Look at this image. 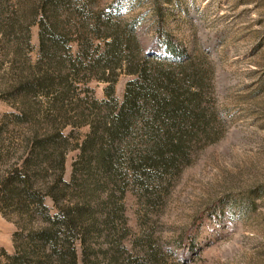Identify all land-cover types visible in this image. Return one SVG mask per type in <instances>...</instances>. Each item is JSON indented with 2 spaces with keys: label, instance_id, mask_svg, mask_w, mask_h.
I'll return each mask as SVG.
<instances>
[{
  "label": "rangeland",
  "instance_id": "1",
  "mask_svg": "<svg viewBox=\"0 0 264 264\" xmlns=\"http://www.w3.org/2000/svg\"><path fill=\"white\" fill-rule=\"evenodd\" d=\"M107 16L121 22L119 32L128 30L126 40L133 33L135 58L148 55L174 78L185 70L192 90L199 89L202 123L188 136L186 155L167 168L143 164L137 174L129 149L117 171L102 164L110 144L99 139L106 111L98 104H121L136 74L123 66L109 78L95 71L71 77L67 64L60 73L40 62L41 19L65 34L62 49L69 46L75 57L87 45L89 58L105 49L94 34ZM27 34L30 45H21ZM172 45L184 53L174 56ZM45 73L52 78L41 81ZM55 130L62 139L33 154V136ZM130 138L142 150L141 131ZM28 159L41 188L52 186L64 161L68 185L52 194L78 218L66 248L78 250L80 264L148 257V264H264V0H69L57 8L0 0V264L18 251L30 264H60L39 253L34 238L49 226L46 216L59 212L54 199L46 196L43 211L4 191L5 184L16 187L7 182L10 170Z\"/></svg>",
  "mask_w": 264,
  "mask_h": 264
},
{
  "label": "trees",
  "instance_id": "2",
  "mask_svg": "<svg viewBox=\"0 0 264 264\" xmlns=\"http://www.w3.org/2000/svg\"><path fill=\"white\" fill-rule=\"evenodd\" d=\"M45 7L57 8L60 3H68L69 0H41ZM47 9V8H46ZM45 9L46 13L47 10ZM104 26L103 30H98L96 26L95 34L100 36L105 42V49L99 55L89 56L88 46L80 44L76 56L70 52V47L62 49V45H67L63 32L56 31V25L49 26L45 22V18L40 21V62H46L54 68V70L63 72V67L67 64L68 73L74 77L85 72V78L89 72L97 74L98 78H109L114 76L116 70L125 66L129 73H134L137 78L127 84L126 93L121 104L112 99L102 100L98 106L103 107L106 111L102 119V129L99 139H107L110 148H102L104 161L102 164L105 169L117 171L115 164L120 162L121 154L124 149H129L134 158H132L134 169L139 173L140 166L147 164L150 168L159 169L161 167H169L177 163V160L186 155L185 143L188 141L191 131L199 128L202 123L201 102L198 97L199 89L194 91L191 88V79L185 78V70L182 78H174L172 71L165 67L161 62L150 63L148 55L143 59L135 58L133 53L139 48V44L133 35L130 33L129 44L126 45V39L123 37V30L118 24L121 22H113L112 17L107 16L104 22H100ZM132 28V27H131ZM103 31V33H102ZM24 42L21 45H30V35L23 36ZM87 42L91 39L86 38ZM24 45V46H25ZM63 45V46H64ZM126 45V46H125ZM127 47V48H126ZM129 48L130 52H126ZM169 49L174 52V56L180 57L184 52L172 45ZM60 53V54H58ZM63 53V54H61ZM85 58L89 59L87 64L84 63ZM125 61V62H124ZM40 64V63H39ZM148 64V65H147ZM109 73V74H108ZM96 75V76H97ZM108 75V77H107ZM67 76H65L66 78ZM32 78H36L35 75ZM41 81L50 77L49 73L41 75ZM22 82H17L14 87L19 90ZM29 87H35V82H26ZM64 85V84H63ZM111 83L108 93L112 91ZM69 89L71 84L68 83ZM22 89V88H20ZM64 89V88H63ZM71 91V90H70ZM115 101V104H114ZM111 115V116H110ZM98 125L92 124L91 137L94 136L98 129ZM141 131L143 148L136 149L131 147V135L134 131ZM63 135L57 130L54 133L44 135L43 137L33 136L34 154L37 146L44 145L49 139H62ZM95 137V136H94ZM91 140V138H90ZM89 139L86 141L88 143ZM92 141V140H91ZM124 145V146H123ZM124 147V148H123ZM34 151V152H33ZM32 154V156H33ZM136 157V158H135ZM60 173L57 175L52 186L41 188L30 169L31 160L24 162L23 169L15 168L10 170L7 182H10L13 188H7L3 185L6 196L15 195L19 197L23 203H36L41 210L45 211L48 208L45 206L46 196H51L58 205L59 212L55 215H47L46 220H49V226L43 227L36 231L34 238L41 241L38 247V252L44 257H58L60 264H80L78 250L68 244L67 240L74 235V230L78 223L77 216L71 209H65L58 204L59 199L52 190L62 183L68 185L63 179L64 161L62 159ZM54 185V186H53ZM63 247V248H61ZM49 249V251H47ZM37 250V249H36ZM35 250V252H36ZM153 254H150V257ZM27 254L17 252L16 255L7 254V262L5 264H30ZM41 261L42 256H39ZM151 258H146L141 261L131 260V264H148Z\"/></svg>",
  "mask_w": 264,
  "mask_h": 264
}]
</instances>
